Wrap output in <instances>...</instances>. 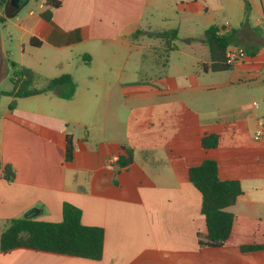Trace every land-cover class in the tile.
<instances>
[{"label":"crops","instance_id":"1","mask_svg":"<svg viewBox=\"0 0 264 264\" xmlns=\"http://www.w3.org/2000/svg\"><path fill=\"white\" fill-rule=\"evenodd\" d=\"M10 1L0 0L5 77L13 60L49 78L71 74L77 87L71 99L6 95L0 161L14 166L16 178L8 182L0 167V236L12 218L34 208V218L61 221L69 202L82 210L84 224L105 229V239L100 260L20 247L0 251V264H264V249L242 250L264 245V139L255 137L264 121V0H248V12L246 0H175L188 18L212 6L227 12L229 20L197 38L203 54L150 42L145 12L160 0H60L50 20L42 15L47 0H20L8 15ZM214 24L247 51L231 69L204 67L211 59L205 31ZM138 47L153 51L148 57L163 74L143 77L142 65L131 63ZM175 51L184 57L173 68ZM225 72H232L227 80L215 79ZM70 134L74 157L66 160ZM210 134L219 143L205 148ZM127 147L134 159L120 166ZM207 158L218 161L221 179L242 185L229 208L232 233L218 247L199 245L207 223L189 176Z\"/></svg>","mask_w":264,"mask_h":264},{"label":"trees","instance_id":"2","mask_svg":"<svg viewBox=\"0 0 264 264\" xmlns=\"http://www.w3.org/2000/svg\"><path fill=\"white\" fill-rule=\"evenodd\" d=\"M246 2V12H248L250 5L248 0ZM46 4L49 8L42 15L50 20L53 9L58 8L61 1L47 0ZM223 31V26L215 24L205 31L204 42L208 45L211 54L210 63L204 65L206 70L222 71L234 66L227 62V50L233 44V32L225 34ZM158 35L165 40L167 50H173V44L178 39V31L169 29L158 33ZM32 43L37 46L41 45V41L37 38H33ZM9 71V79L13 88L1 91L2 95L29 97L55 92L61 98L71 99L76 92V81L68 73L49 78L13 60H9ZM218 143L219 135L217 134L206 135L202 139L205 148L216 147ZM74 148V137L70 134L66 139V160L73 159ZM125 153L118 160L120 166H127L134 159L131 148H125ZM0 167L8 182L15 180L16 170L12 164H2L0 161ZM189 176L193 184L202 193L201 211L205 215L207 223V233H198L199 245L201 247L222 246L232 233L235 214L229 208L236 203L242 194V185L237 179H221L218 161L212 158H207L201 164L191 167ZM104 239L105 229L103 227L84 224L82 222V210L69 202H65L61 221L25 217L12 218L1 233L0 251L9 252L16 248L25 247L100 260L104 254ZM260 249H264V245L242 246L243 251Z\"/></svg>","mask_w":264,"mask_h":264},{"label":"rangeland","instance_id":"3","mask_svg":"<svg viewBox=\"0 0 264 264\" xmlns=\"http://www.w3.org/2000/svg\"><path fill=\"white\" fill-rule=\"evenodd\" d=\"M160 1L161 2H150L149 8H147V11L145 12L144 18L145 24L143 26V31H145L146 34H148V32H151L150 34L153 40L149 41L154 45H159L163 41V37L158 35V33L169 29H177L178 39L175 40V42L179 48V51L189 53L196 52L197 54H203L202 47L200 46L199 40L197 38L200 39L204 37V30L210 24H222L226 22V20H229L227 12H224L218 6H212L208 14H202L200 16L197 14L193 18H188L183 16L184 14H181L178 11L175 0ZM35 4V0H32L29 6H35ZM255 14L257 15V13ZM255 14H252L250 16V22L253 25H258V16H256ZM190 31H193L195 33L196 38L194 40H192V36L189 35ZM161 51L163 52V50ZM138 53H144L147 56H145L141 60L139 59L140 55H138ZM151 53H153L152 50L147 51L145 49L143 50V48L140 47H138V49L136 48L135 50V60H132L131 63L135 67H139L140 65H142L143 77L163 74V67H159L157 66V64H153L155 62L152 59V55L148 57ZM179 53L180 52L175 51L172 54L173 68L176 67V65L181 64V60L184 57ZM220 75L221 76H217L215 79L219 80L222 78V80L225 81L232 75V72H225ZM262 76L264 75L262 74ZM236 85L240 86V84ZM12 86L13 84L9 77H5L0 81V89L8 90L11 89ZM241 86H243V84H241ZM8 99L9 97L6 95L0 97V115L4 114V106L6 105V101Z\"/></svg>","mask_w":264,"mask_h":264},{"label":"water","instance_id":"4","mask_svg":"<svg viewBox=\"0 0 264 264\" xmlns=\"http://www.w3.org/2000/svg\"><path fill=\"white\" fill-rule=\"evenodd\" d=\"M20 7H21L20 0H11L7 8V14L14 15L20 9ZM6 70H7V60L5 57L2 41L0 40V81L5 78ZM37 211L38 208L31 209L28 213L25 214V218L36 217L35 214Z\"/></svg>","mask_w":264,"mask_h":264},{"label":"built area","instance_id":"5","mask_svg":"<svg viewBox=\"0 0 264 264\" xmlns=\"http://www.w3.org/2000/svg\"><path fill=\"white\" fill-rule=\"evenodd\" d=\"M246 56H247V52L245 51V49H243L242 47L236 44L230 45L227 50V62L231 65H235L236 63L244 60ZM255 104L257 105V102H255ZM255 137L258 139H264V121L257 129L255 133ZM113 161H115V159Z\"/></svg>","mask_w":264,"mask_h":264}]
</instances>
